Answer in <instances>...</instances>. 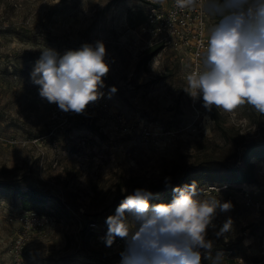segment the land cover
<instances>
[{"label":"rangeland","instance_id":"rangeland-1","mask_svg":"<svg viewBox=\"0 0 264 264\" xmlns=\"http://www.w3.org/2000/svg\"><path fill=\"white\" fill-rule=\"evenodd\" d=\"M161 1L0 0V264H11L7 250L15 218L27 211L20 189L48 194L31 211L54 220L44 236L29 242L24 264H120L125 244L109 251L100 243L106 218L116 214L124 196L141 188L154 198L168 187L165 177L172 185L191 167L232 165L248 143L264 142V114L248 106L234 117L215 107L208 111L202 94L193 98L185 90L187 67L177 55L167 48L153 53L138 26L128 24L130 10ZM96 41L105 44L110 67L100 99L126 121L121 131L98 108L61 111L39 96L31 80L42 49L62 57ZM250 160L254 183L211 194L233 208L217 210L216 227L206 237L213 246L200 249V264H213L218 254L226 264L228 248L248 258L257 254L264 210L246 207L241 197L253 189L264 201V157ZM202 180L196 181L200 189L207 185ZM226 192L233 197L223 199ZM229 218L232 230L218 237Z\"/></svg>","mask_w":264,"mask_h":264},{"label":"clouds","instance_id":"clouds-1","mask_svg":"<svg viewBox=\"0 0 264 264\" xmlns=\"http://www.w3.org/2000/svg\"><path fill=\"white\" fill-rule=\"evenodd\" d=\"M196 4L197 0H175L181 10ZM208 7L221 18L206 45L201 44L202 62L188 71L185 90L193 98L202 94L208 111L215 107L234 117L240 107L248 106L264 114V0H210ZM105 56L102 41L85 43L62 57L44 48L31 80L48 103L57 104L65 113L84 114L103 95V78L110 71ZM116 91L113 86L111 92ZM170 180L165 177V186H170ZM216 191L197 189L193 181L174 188L171 203L152 205L153 193L138 188L120 203L115 215L106 218V246L111 247L116 237L125 240L120 264H200V249L213 246L206 237L209 227H216L217 210L233 208L231 201L222 202L209 194ZM232 223L229 218L216 235L230 232ZM213 264H223L221 254Z\"/></svg>","mask_w":264,"mask_h":264},{"label":"built area","instance_id":"built-area-1","mask_svg":"<svg viewBox=\"0 0 264 264\" xmlns=\"http://www.w3.org/2000/svg\"><path fill=\"white\" fill-rule=\"evenodd\" d=\"M209 3L210 0H197L195 7L181 10L176 7L175 0H163L155 5L151 4L145 10L140 8L139 10L145 13V20L138 25V29L145 36L146 47L160 46V49L167 48L173 51L178 59L186 65L187 73L190 69L197 68L202 62V55L198 56V53L203 51L201 44L206 45L211 29L217 24L215 15L209 11ZM93 108L100 109L105 117L113 123L116 130H122L121 126L126 121L120 113L111 110L103 100L99 99L88 106L90 110ZM143 131L146 136L151 135L147 128H144ZM229 188L231 185L226 183H213L207 184L202 189H218L219 192H223ZM243 192L241 200L246 207L264 210V201L256 196V191L252 189ZM209 194L218 195V192H209ZM232 197L231 192H226L223 199ZM217 198L220 199L219 196ZM15 220L18 225L12 235L7 254L10 256L11 264H24L25 251L29 242L34 237L44 236L46 230L53 226L54 220L51 215L33 211L20 213ZM89 225L94 228L97 226V222H90ZM124 244L125 240L119 237L115 238L111 247L106 246L105 240H101L100 243L105 250L109 251ZM226 252L224 258L226 264H242V261L243 264H264V225L257 238V254L254 258L233 254V250L229 248L226 249Z\"/></svg>","mask_w":264,"mask_h":264},{"label":"trees","instance_id":"trees-1","mask_svg":"<svg viewBox=\"0 0 264 264\" xmlns=\"http://www.w3.org/2000/svg\"><path fill=\"white\" fill-rule=\"evenodd\" d=\"M220 18L221 17L219 15H215L217 23L219 22ZM144 20L145 14L142 10H130L127 14V21L131 27L140 25ZM148 49L153 50V53H155L160 49V46H153L149 47ZM252 156L264 157V142L248 143L242 150L236 163L232 165H226L224 162H219L220 164L218 167L197 166L187 169L179 181L168 186L158 196L149 198V203H171L174 197V188L190 185L193 181L196 182L197 179L201 177L204 179L201 181L203 185L213 183H226L231 186L237 183L252 184L256 181L254 172L252 170L253 163L250 160ZM199 185L200 184L196 185L197 189H200ZM17 193L20 197L23 208L27 211L42 207L48 201V194L37 187L20 189Z\"/></svg>","mask_w":264,"mask_h":264}]
</instances>
